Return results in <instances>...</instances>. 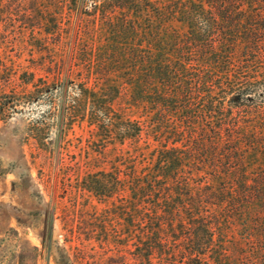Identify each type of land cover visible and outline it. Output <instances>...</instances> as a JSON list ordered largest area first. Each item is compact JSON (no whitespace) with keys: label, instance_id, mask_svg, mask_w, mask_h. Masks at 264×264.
<instances>
[{"label":"trees","instance_id":"obj_1","mask_svg":"<svg viewBox=\"0 0 264 264\" xmlns=\"http://www.w3.org/2000/svg\"><path fill=\"white\" fill-rule=\"evenodd\" d=\"M7 61L8 115L47 102L38 126L86 123L112 155L84 174L62 156L67 192L94 211L79 239L119 236L148 262L264 264V0H0Z\"/></svg>","mask_w":264,"mask_h":264},{"label":"rangeland","instance_id":"obj_2","mask_svg":"<svg viewBox=\"0 0 264 264\" xmlns=\"http://www.w3.org/2000/svg\"><path fill=\"white\" fill-rule=\"evenodd\" d=\"M4 48L11 52L8 44ZM7 66L8 61L6 65L0 62V87L4 88L0 106L7 107L0 114V264H166L164 259L141 260L121 247L119 236L111 247L96 237L78 238L79 226H94V211L76 206L67 192L77 175L65 174L62 156L72 164L67 171L80 168L84 174L97 165L104 167L112 155L95 151L86 123L76 125L65 137L55 122L48 129L38 126L37 120L50 109L47 102L18 105L8 115L11 87L1 79ZM44 144H48L47 153ZM74 162L79 166L74 168ZM80 200L97 205L101 216L107 208L89 193ZM121 221L113 220L110 232H119ZM96 228L94 233L100 237L102 231Z\"/></svg>","mask_w":264,"mask_h":264}]
</instances>
